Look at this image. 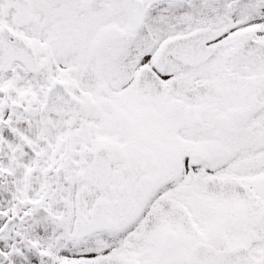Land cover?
<instances>
[{
	"label": "snow or ice",
	"instance_id": "6c2138e0",
	"mask_svg": "<svg viewBox=\"0 0 264 264\" xmlns=\"http://www.w3.org/2000/svg\"><path fill=\"white\" fill-rule=\"evenodd\" d=\"M0 264H264V0H0Z\"/></svg>",
	"mask_w": 264,
	"mask_h": 264
}]
</instances>
